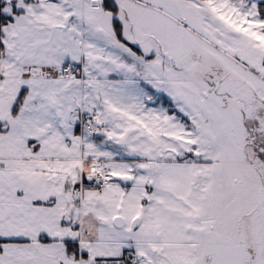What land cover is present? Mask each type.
Instances as JSON below:
<instances>
[{
  "label": "snow or ice",
  "instance_id": "1",
  "mask_svg": "<svg viewBox=\"0 0 264 264\" xmlns=\"http://www.w3.org/2000/svg\"><path fill=\"white\" fill-rule=\"evenodd\" d=\"M0 264H264V0H0Z\"/></svg>",
  "mask_w": 264,
  "mask_h": 264
}]
</instances>
